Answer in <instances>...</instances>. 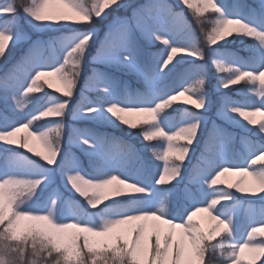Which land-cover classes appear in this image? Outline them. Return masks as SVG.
I'll return each mask as SVG.
<instances>
[{"label": "snow or ice", "instance_id": "snow-or-ice-1", "mask_svg": "<svg viewBox=\"0 0 264 264\" xmlns=\"http://www.w3.org/2000/svg\"><path fill=\"white\" fill-rule=\"evenodd\" d=\"M178 3L199 35L166 0L134 9L130 18H113L129 7L128 0L0 5V61L7 63L28 45L0 76V264H210L216 254L220 264H264V236L258 235L264 219L241 232L243 203L236 195L264 202V0ZM110 18L93 61L134 75L146 90L125 87L121 95L120 82L94 72L85 90L96 92L97 99L81 95L76 104L97 26ZM53 32L58 35L48 40L31 35ZM142 42L163 50L150 55ZM237 42L245 45L246 57L225 51ZM48 49H59L54 61L44 58ZM42 77H56L61 87L53 91L60 95L45 91L52 84L41 83ZM213 77L216 116L246 134L241 138L246 151L242 163H231L222 152L215 165L202 169L201 159L189 172L193 146L199 145L211 110ZM177 102L190 107H174ZM69 114L127 128L142 148L102 132L73 129L71 141L88 156V172L62 148ZM256 116L262 119L257 122ZM216 132L223 133L230 150L236 137L214 123ZM32 140L42 152L30 146ZM208 145L205 141V151ZM143 152L159 163L145 161ZM229 172L249 178L255 188L245 189L243 180L219 186ZM227 208L231 214L223 211ZM201 213L207 214V228L194 219ZM245 253L249 259H242Z\"/></svg>", "mask_w": 264, "mask_h": 264}, {"label": "rangeland", "instance_id": "rangeland-1", "mask_svg": "<svg viewBox=\"0 0 264 264\" xmlns=\"http://www.w3.org/2000/svg\"><path fill=\"white\" fill-rule=\"evenodd\" d=\"M248 1L252 3V0H248ZM7 2L8 0H0V5H3ZM152 2L153 0H128L129 7L126 9H122L119 13H115L113 18L116 16L130 18L132 16L134 9L145 7ZM166 2L175 11L177 12L182 11L184 15L188 17L189 21L191 22V25L195 27L193 29L197 30V35H199V29L197 28V25L195 24V22L192 21V18L189 15L188 10L183 5L178 3V0H166ZM227 2L230 5H234L237 2V0H227ZM113 18H110L104 24L97 26L98 39L96 43V48H93L92 53L88 58L87 65L84 71L82 72V79L80 80L78 84V92L73 97V99L76 101V104H79L81 95H86L90 100L97 99L98 94L96 92L85 90L86 85L88 84L90 77L93 76L94 72L106 74L110 77L115 78L118 82H120L121 95L124 94L125 87H127L129 91H133V84L130 80H135L139 82L140 89L138 88L137 91L146 90L145 84L142 81H139L134 75L127 74L114 66H110V65H106L103 63H98V62L93 61V57L96 56L97 49L100 47L101 43L104 41L105 35L108 30V25L113 22ZM207 27L210 28V25H208ZM31 35L33 39L48 40L50 36H54L58 34L53 32V33H32ZM200 44L202 47L204 46L202 37L200 40ZM242 45L243 44L237 42L235 44L228 45V48L231 47L232 49L234 48L238 49V46H242ZM24 46H28V45L25 44L21 48L15 50L13 52V56L9 57L8 60H10L11 58L12 60L20 59V57L23 55L22 52L24 50L23 49ZM142 47H144L145 51L149 53L150 55H156L160 51L163 50V46L159 45L158 43L155 45L149 46L142 42ZM151 51H154V52L152 53ZM225 51H227L228 53L234 54V55H238L232 50H231L232 52L228 51L227 49ZM18 52L19 54H17ZM48 53L50 56L49 61L50 62L54 61L56 56L59 55V49H56V50L48 49ZM244 54H246L247 56V51L244 52ZM1 74H2V69H0V76ZM45 80L52 84V89H49L45 85V91H48L51 95H60L59 93H56L53 91L55 88L61 87L56 77H42L41 83H43ZM209 93L212 99L211 110L207 113V116L205 117L206 126L203 131V136L200 139V143L199 145L193 146L195 148V151L191 155V164H188L189 172L192 171V165L196 164L201 159H203V161L206 163V167L200 165L202 169H207L210 165H215L216 163L220 161V156L222 152L224 156L226 157V159L230 161L231 163L233 164L242 163V160L240 159V157H241V154L246 151V146L241 140V138L245 137L246 134L239 128H236L230 125L229 123H226L225 121L221 119H218L216 116L218 97H217V92L215 88V78L214 77L212 81V86L209 88ZM181 100H184V98L182 97ZM42 103H47V100L43 101ZM174 107L183 108V107H190V106L177 102V103H174ZM73 111H75V105H73ZM126 118L132 119V120L142 119L140 117H126ZM174 118L177 121H179L182 118V113L176 114ZM254 119L257 120V122H259V120H261L262 117L256 116L254 117ZM214 123L218 125L221 129L229 133H232L236 137L235 143L232 145L230 150L226 147V140H225V136L223 135V133L221 132L213 133ZM65 126H66V135L62 141V148L64 149L65 152H71L80 161L81 166L88 172L92 171V168L89 164L88 156L71 141V138L73 136V129H90L92 131L101 130V129H104V130L110 129V130H115V131L117 130L127 131L128 130L127 128L121 129V128L110 127L107 125H97L91 121H86V120H74L71 114H69L67 119L65 120ZM134 131L138 132L139 129H136ZM19 135H24V133L22 132ZM129 137L133 138V140L136 141V144L133 145L135 148L137 149L142 148V144L139 139L135 138L134 135L133 136L129 135ZM247 139L251 140L255 138L248 136ZM205 141H209L207 152L209 153L211 150H213L211 154L212 157L208 158V160L206 158L207 154L205 152ZM30 146L33 147L38 152L43 151L39 143L34 140L30 141ZM16 151H22L24 154L30 155L24 149H16ZM202 153H203V157H202ZM141 155L143 156V159L145 161L148 160L149 163H159V162L153 161L150 153L143 152L141 153ZM33 157L37 158L35 156ZM83 158H87L86 159L87 162L83 161ZM186 163H187V160H186ZM152 170L153 172H155L154 168ZM238 180H243L244 183L241 186L244 187L245 189H248L249 191L255 188V186L253 185L252 181L249 178L242 177L239 174H236L233 172L226 173L224 176H222L221 183L219 186L226 187L229 184H235ZM185 183H187V181H185ZM183 188H184V185H181L180 191H183ZM230 190L235 191L234 188ZM236 195L240 197L241 202L243 203V207L238 210V218H239L240 226H241L240 230L241 232H243V231H246L249 228V226L255 223H258L261 219H264V202H260L258 196L256 197L248 196L246 198L247 202H245V196L243 194L236 193ZM77 199H79V197H77ZM223 211L226 214H231L230 208L224 209ZM206 218H207V214H204V213L198 214L196 217H194L195 220L201 221L203 226L207 228L208 224L206 223ZM137 223H142V222H137ZM155 223H158V222H155ZM123 227H127V226H123ZM258 235L264 236V232L259 233ZM249 258H250V254L248 253H245L244 256L242 257V259H249ZM209 260H210V264H220V259H219L218 254L211 256Z\"/></svg>", "mask_w": 264, "mask_h": 264}, {"label": "trees", "instance_id": "trees-1", "mask_svg": "<svg viewBox=\"0 0 264 264\" xmlns=\"http://www.w3.org/2000/svg\"><path fill=\"white\" fill-rule=\"evenodd\" d=\"M244 2H246V3H250L248 0H244ZM192 28H195V27H193L192 26ZM27 47L28 46H24L23 47V52H22V54H24V52L26 51V49H27ZM231 48V47H230ZM230 48H227V50L228 51H230V52H232V51H234L236 54H238V55H240V56H243V57H246V54H244V52H246V49H245V45L243 44L242 46H238V49L237 48H234V49H230ZM232 50V51H231ZM152 53L154 52V51H151ZM17 54H19V52L17 53ZM16 54V55H17ZM15 55V56H16ZM13 56V55H12ZM43 56H44V58L45 59H47L48 61H49V53H48V50H46L45 52H44V54H43ZM19 59H17V60H12V58L10 59V60H8L7 61V63H3L2 61H0V69H2V74H1V76H3L7 71H9L11 68H12V66L16 63V61H18ZM50 62V61H49ZM131 82H132V84H133V92H135V91H137V89L139 88V82L138 81H135V80H130ZM140 89V88H139ZM140 92H144L143 90L142 91H140ZM96 130V129H95ZM97 132H102V133H105L106 135H108V136H114V137H116V138H118V139H120V140H123L124 142H126V143H129V144H131V145H134V144H136V141L135 140H133V138H131V137H129V135H127V133H128V130L126 131V130H117V131H115V130H110V129H108V130H104V129H101V130H96ZM135 131L133 130V133H134ZM131 136H133V135H131ZM205 137H206V135H205ZM208 138V137H207ZM207 140V139H206ZM18 152H20V153H22V154H24L22 151H18ZM206 152V154H207V160H208V158H210V157H212V152H213V150H211L209 153L207 152V151H205ZM24 155H27V154H24ZM145 155V154H144ZM33 159H37V158H34V157H32ZM87 158H83V161H85V162H87V160H86ZM147 160V159H146ZM148 161V160H147ZM149 162V161H148ZM201 165L202 166H204V167H206V163L203 161V163H201Z\"/></svg>", "mask_w": 264, "mask_h": 264}]
</instances>
